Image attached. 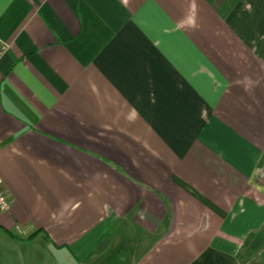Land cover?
<instances>
[{
	"label": "crops",
	"instance_id": "crops-1",
	"mask_svg": "<svg viewBox=\"0 0 264 264\" xmlns=\"http://www.w3.org/2000/svg\"><path fill=\"white\" fill-rule=\"evenodd\" d=\"M0 41V264H264V0H0Z\"/></svg>",
	"mask_w": 264,
	"mask_h": 264
},
{
	"label": "built area",
	"instance_id": "built-area-1",
	"mask_svg": "<svg viewBox=\"0 0 264 264\" xmlns=\"http://www.w3.org/2000/svg\"><path fill=\"white\" fill-rule=\"evenodd\" d=\"M8 45L0 41V58L6 53ZM10 202L4 190V181L0 176V214L9 211Z\"/></svg>",
	"mask_w": 264,
	"mask_h": 264
},
{
	"label": "rangeland",
	"instance_id": "rangeland-1",
	"mask_svg": "<svg viewBox=\"0 0 264 264\" xmlns=\"http://www.w3.org/2000/svg\"><path fill=\"white\" fill-rule=\"evenodd\" d=\"M105 255H106V254H105ZM107 255H108V253H107ZM107 255H106V256H107ZM257 264H258V263H257Z\"/></svg>",
	"mask_w": 264,
	"mask_h": 264
}]
</instances>
